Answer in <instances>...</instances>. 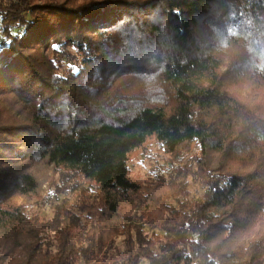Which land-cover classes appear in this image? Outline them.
I'll return each instance as SVG.
<instances>
[{
    "label": "trees",
    "instance_id": "1",
    "mask_svg": "<svg viewBox=\"0 0 264 264\" xmlns=\"http://www.w3.org/2000/svg\"><path fill=\"white\" fill-rule=\"evenodd\" d=\"M0 33V264H264V0H0Z\"/></svg>",
    "mask_w": 264,
    "mask_h": 264
},
{
    "label": "rangeland",
    "instance_id": "2",
    "mask_svg": "<svg viewBox=\"0 0 264 264\" xmlns=\"http://www.w3.org/2000/svg\"><path fill=\"white\" fill-rule=\"evenodd\" d=\"M6 43V38L0 33V45H4ZM147 152V151H144ZM152 165L151 160H146L145 162H135L132 164V168L136 175L144 177L149 172V167Z\"/></svg>",
    "mask_w": 264,
    "mask_h": 264
},
{
    "label": "snow or ice",
    "instance_id": "3",
    "mask_svg": "<svg viewBox=\"0 0 264 264\" xmlns=\"http://www.w3.org/2000/svg\"><path fill=\"white\" fill-rule=\"evenodd\" d=\"M13 35H16L15 33H13ZM71 67V66H70ZM75 71H78V69H74Z\"/></svg>",
    "mask_w": 264,
    "mask_h": 264
}]
</instances>
